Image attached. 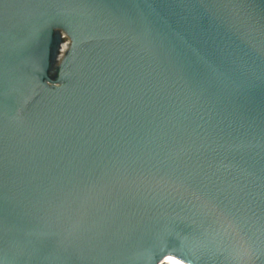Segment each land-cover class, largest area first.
Returning a JSON list of instances; mask_svg holds the SVG:
<instances>
[{
    "label": "water",
    "instance_id": "obj_1",
    "mask_svg": "<svg viewBox=\"0 0 264 264\" xmlns=\"http://www.w3.org/2000/svg\"><path fill=\"white\" fill-rule=\"evenodd\" d=\"M0 264H264V0H0Z\"/></svg>",
    "mask_w": 264,
    "mask_h": 264
},
{
    "label": "flooded vegetation",
    "instance_id": "obj_2",
    "mask_svg": "<svg viewBox=\"0 0 264 264\" xmlns=\"http://www.w3.org/2000/svg\"><path fill=\"white\" fill-rule=\"evenodd\" d=\"M54 34L55 42L49 70L52 78H56L60 74L62 60L70 49V40L62 30H56Z\"/></svg>",
    "mask_w": 264,
    "mask_h": 264
}]
</instances>
